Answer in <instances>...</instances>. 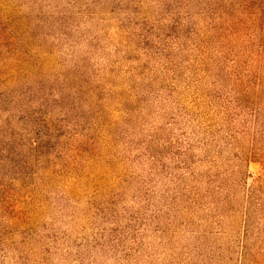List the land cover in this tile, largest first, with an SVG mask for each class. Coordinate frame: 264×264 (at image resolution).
<instances>
[{"label":"rangeland","instance_id":"1","mask_svg":"<svg viewBox=\"0 0 264 264\" xmlns=\"http://www.w3.org/2000/svg\"><path fill=\"white\" fill-rule=\"evenodd\" d=\"M205 2L0 0V62L22 47L49 74L10 83L0 111V264H264L247 153L264 142L178 30ZM94 75L131 100L82 98Z\"/></svg>","mask_w":264,"mask_h":264},{"label":"trees","instance_id":"2","mask_svg":"<svg viewBox=\"0 0 264 264\" xmlns=\"http://www.w3.org/2000/svg\"><path fill=\"white\" fill-rule=\"evenodd\" d=\"M198 10L201 11L198 13L200 20L197 26L187 30L179 24L178 30L187 33L186 39H189L190 35L194 36L199 71L205 77L211 74L210 77L214 78L213 85L219 83L226 89L228 106L248 115L255 122L257 133L264 142V0H206L203 7L199 5ZM22 50V47L12 48L10 55L3 56L4 60L0 62V111L6 103L18 102L15 94L8 91L10 83L22 78L27 79V73L32 68L49 75L48 71H44L42 63L38 66L34 64L28 69L23 68L24 64L19 66L18 63L24 62L28 55ZM5 51L7 47L4 50L2 45L0 52ZM9 57H12L11 62L14 64L6 62ZM137 70L138 67H131L128 74L133 76ZM104 81L97 80L95 75L93 79L86 78L85 85L81 86V97H90L96 104H103L105 99H112L114 103L131 100L129 94L124 92L125 89L122 93L117 90L111 93L115 86L107 87ZM220 89L221 87L213 88L209 94L202 92V101L218 94ZM102 93H105L104 98L99 97ZM197 99L198 96H195V100ZM203 104L202 102L199 105ZM220 112L223 113L219 110L215 115ZM96 115L101 116V112ZM40 116L41 119H34L35 115L28 118L43 127L44 116L42 113ZM102 125L103 123H97L94 130H98V127L100 129ZM94 145L93 141L91 146ZM247 153L250 157H259L264 162V145L257 152L249 150ZM252 153H256L253 154L255 156H251ZM261 189L264 193V181Z\"/></svg>","mask_w":264,"mask_h":264}]
</instances>
